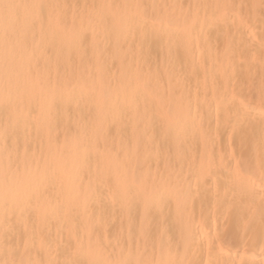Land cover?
<instances>
[{"label":"bare ground","instance_id":"1","mask_svg":"<svg viewBox=\"0 0 264 264\" xmlns=\"http://www.w3.org/2000/svg\"><path fill=\"white\" fill-rule=\"evenodd\" d=\"M127 259L264 264V0H0V264Z\"/></svg>","mask_w":264,"mask_h":264},{"label":"snow or ice","instance_id":"2","mask_svg":"<svg viewBox=\"0 0 264 264\" xmlns=\"http://www.w3.org/2000/svg\"><path fill=\"white\" fill-rule=\"evenodd\" d=\"M40 7L43 8V5H31V7ZM4 7L6 8H19L22 7L21 5H5ZM23 7H29L27 5L23 6ZM111 264H155V262H149L146 260H135V259H127V260H122V261H113L111 262ZM161 264H171V262H161Z\"/></svg>","mask_w":264,"mask_h":264},{"label":"rangeland","instance_id":"3","mask_svg":"<svg viewBox=\"0 0 264 264\" xmlns=\"http://www.w3.org/2000/svg\"><path fill=\"white\" fill-rule=\"evenodd\" d=\"M115 20H116V18H114ZM89 57V56H88ZM88 57H87V59H88ZM91 58L90 59H93L94 61H101V59H100V57H99V55L95 52V53H93L91 56H90ZM150 97V96H149ZM151 100H153V97H150V101ZM103 104H104V101H103ZM176 120H175V118H171V117H168V123L170 124H173V125H176V122H175Z\"/></svg>","mask_w":264,"mask_h":264}]
</instances>
